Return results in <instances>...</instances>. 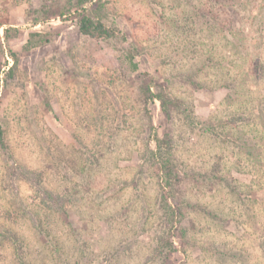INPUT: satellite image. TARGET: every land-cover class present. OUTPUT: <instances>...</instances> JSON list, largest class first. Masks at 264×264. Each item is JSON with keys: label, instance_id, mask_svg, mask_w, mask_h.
<instances>
[{"label": "rangeland", "instance_id": "1", "mask_svg": "<svg viewBox=\"0 0 264 264\" xmlns=\"http://www.w3.org/2000/svg\"><path fill=\"white\" fill-rule=\"evenodd\" d=\"M0 69V264H264V0H0Z\"/></svg>", "mask_w": 264, "mask_h": 264}, {"label": "trees", "instance_id": "2", "mask_svg": "<svg viewBox=\"0 0 264 264\" xmlns=\"http://www.w3.org/2000/svg\"><path fill=\"white\" fill-rule=\"evenodd\" d=\"M78 27L80 29V32L85 36H89L96 39H105V40L115 39L118 42H128L127 37L119 30V28H117V26H115L114 24L108 25L103 19L96 18L90 15L88 11H84L83 13L78 14ZM31 47L32 44L29 42L24 47V50L28 51ZM133 50H134L133 48H130L128 50L127 59L130 63L132 71L136 72L139 69V65L136 61V54ZM12 57L14 58L15 63L17 64L19 61L17 55L12 54ZM13 71L14 68L10 69V71L7 74V77H11ZM1 86H2V79H1V69H0V91H1ZM157 97L161 99V101L163 102V106L167 111L173 109L174 107L179 108L182 105L181 102L175 101L171 98H166L164 95H158ZM156 142L160 147L162 141L159 139L158 135H156ZM0 144L3 146V148H7L6 131L1 122H0ZM161 167L170 177L172 171L171 168L166 165H162ZM52 196L54 195L51 192H49V197Z\"/></svg>", "mask_w": 264, "mask_h": 264}]
</instances>
